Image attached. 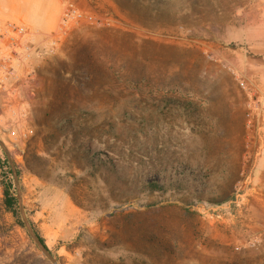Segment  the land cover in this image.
Segmentation results:
<instances>
[{
  "label": "rangeland",
  "instance_id": "obj_1",
  "mask_svg": "<svg viewBox=\"0 0 264 264\" xmlns=\"http://www.w3.org/2000/svg\"><path fill=\"white\" fill-rule=\"evenodd\" d=\"M77 1L109 22L0 0L29 47L0 69V264H54L37 235L59 264H264V105L210 47L251 0Z\"/></svg>",
  "mask_w": 264,
  "mask_h": 264
},
{
  "label": "crops",
  "instance_id": "obj_2",
  "mask_svg": "<svg viewBox=\"0 0 264 264\" xmlns=\"http://www.w3.org/2000/svg\"><path fill=\"white\" fill-rule=\"evenodd\" d=\"M239 14L243 18L233 23L228 35L213 40L211 51L264 105V0H251ZM262 121L260 130H264V115Z\"/></svg>",
  "mask_w": 264,
  "mask_h": 264
},
{
  "label": "built area",
  "instance_id": "obj_3",
  "mask_svg": "<svg viewBox=\"0 0 264 264\" xmlns=\"http://www.w3.org/2000/svg\"><path fill=\"white\" fill-rule=\"evenodd\" d=\"M64 19L103 25L109 22L110 17L94 6L85 7L77 0H69L64 12ZM27 32V27L24 24L15 21L0 22V69L6 73L7 77L16 78L19 76L14 69L13 60L29 49L24 41ZM15 133L13 131V134Z\"/></svg>",
  "mask_w": 264,
  "mask_h": 264
},
{
  "label": "trees",
  "instance_id": "obj_4",
  "mask_svg": "<svg viewBox=\"0 0 264 264\" xmlns=\"http://www.w3.org/2000/svg\"><path fill=\"white\" fill-rule=\"evenodd\" d=\"M50 127L54 129L53 133H51V136H55L57 134V130H62L64 127H70V128H74V125H72L71 120L67 119V120H63V119H57L54 120L52 119ZM60 138H58V142L60 141ZM60 150V148H58ZM45 151L51 156V157H56L58 152H63V154H67L68 156H70L69 152L71 151H58V152H52L50 151L48 148L45 149ZM73 152V151H72ZM35 154V152H34ZM73 157V156H72ZM86 157L91 158V163L90 165H87V167H79L80 169H88L91 168L93 169L95 166L100 165V163L103 161V157L101 156V153H97V152H93L91 151V149L86 150ZM84 155V158H86ZM94 158V159H93ZM0 163H1V159H0ZM96 172H98L99 170H95ZM101 177V175H100ZM99 178V177H98ZM238 180L241 179V177L237 178ZM10 186L9 184H4V204L7 210H11L13 212L14 209L13 207L15 206V197L11 194L10 192ZM235 189L233 190V192L235 193ZM39 239L41 240V242L46 246L44 239L40 236ZM47 247V246H46Z\"/></svg>",
  "mask_w": 264,
  "mask_h": 264
},
{
  "label": "water",
  "instance_id": "obj_5",
  "mask_svg": "<svg viewBox=\"0 0 264 264\" xmlns=\"http://www.w3.org/2000/svg\"><path fill=\"white\" fill-rule=\"evenodd\" d=\"M27 223V226L29 227V229L32 231V228L30 226V224L28 223L27 220H25ZM33 233V232H32ZM35 235V234H34ZM37 241L40 243L41 247L43 248V250L45 251V253L51 258V260L53 261L54 264H59L57 259H55L49 252V250L43 245V243L41 242V240L39 239L38 235L35 236Z\"/></svg>",
  "mask_w": 264,
  "mask_h": 264
}]
</instances>
